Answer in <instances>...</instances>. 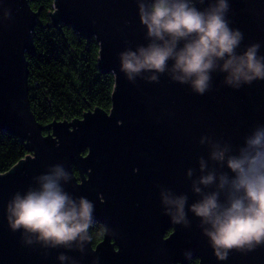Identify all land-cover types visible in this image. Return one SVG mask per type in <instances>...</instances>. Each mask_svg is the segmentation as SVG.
<instances>
[{"label": "water", "instance_id": "1", "mask_svg": "<svg viewBox=\"0 0 264 264\" xmlns=\"http://www.w3.org/2000/svg\"><path fill=\"white\" fill-rule=\"evenodd\" d=\"M53 2L49 16L54 27L66 25L98 42V68L114 75L112 107L42 126L30 107L26 60V54L35 52L38 12L28 0H0V9H10L11 17L4 20L0 10V129L28 151L0 173V264H60L56 257L65 250L45 255L38 245H24L20 232L8 228L4 212L13 193L23 192L34 176L54 164L72 171L66 190L92 201L94 220L115 233L103 232L95 246L89 242L83 256L67 252L78 264H187L190 259L197 264H264V247L246 254L233 251L218 261L198 219L189 212L190 227L173 225L159 201L161 187L187 194L189 204L197 199L185 173L198 167V156L207 159L206 146L198 143L201 135L237 146L255 125L264 124V81L233 90L221 84L222 74L213 73L212 89L203 95L166 75L158 83L128 82L119 72L118 53L147 42L136 0ZM228 2L231 26L244 35L241 47L259 42L264 54V0Z\"/></svg>", "mask_w": 264, "mask_h": 264}, {"label": "clouds", "instance_id": "2", "mask_svg": "<svg viewBox=\"0 0 264 264\" xmlns=\"http://www.w3.org/2000/svg\"><path fill=\"white\" fill-rule=\"evenodd\" d=\"M136 4L147 42L118 53L119 72L128 82L140 78L158 83L166 75L203 95L212 89L213 73L222 74L221 84L233 90L264 81L261 44L241 47L244 35L231 26L228 0H136ZM0 10L4 20L11 18L10 9ZM198 143L206 146L207 159L198 156V167L185 173L197 199L189 204L187 194L161 187L162 214L173 225L188 228L190 212L218 261L227 260L233 251L246 254L264 247V124L255 125L237 146L206 135ZM32 179L33 184L13 193L5 204L8 228L20 232L24 245H38L45 255L47 250H65L56 257L60 264H78L66 253H86L93 239L94 203L66 190L73 176L63 164L47 166ZM104 233L115 235L107 227ZM184 255L188 258L191 252Z\"/></svg>", "mask_w": 264, "mask_h": 264}, {"label": "trees", "instance_id": "3", "mask_svg": "<svg viewBox=\"0 0 264 264\" xmlns=\"http://www.w3.org/2000/svg\"><path fill=\"white\" fill-rule=\"evenodd\" d=\"M28 3L38 12V24L33 31L35 52L26 54L30 107L38 122L45 127L54 120L81 118L96 107L109 111L115 80L113 73L98 68L96 39L86 40L66 25H61V29L54 27L49 16L54 9L53 0H28ZM27 153L23 142L0 129V173ZM73 169L78 177V170ZM90 232L95 246L102 239L104 228L93 220ZM197 263V259H190L187 264Z\"/></svg>", "mask_w": 264, "mask_h": 264}, {"label": "flooded vegetation", "instance_id": "4", "mask_svg": "<svg viewBox=\"0 0 264 264\" xmlns=\"http://www.w3.org/2000/svg\"><path fill=\"white\" fill-rule=\"evenodd\" d=\"M168 231H170V232H171L172 230H171V229H169ZM169 234H170V233H169Z\"/></svg>", "mask_w": 264, "mask_h": 264}]
</instances>
